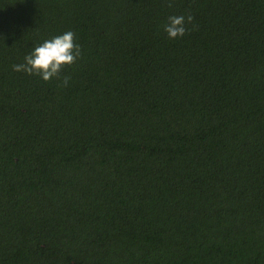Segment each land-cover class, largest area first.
<instances>
[{"label":"trees","instance_id":"obj_1","mask_svg":"<svg viewBox=\"0 0 264 264\" xmlns=\"http://www.w3.org/2000/svg\"><path fill=\"white\" fill-rule=\"evenodd\" d=\"M172 3L0 0V264H264V0Z\"/></svg>","mask_w":264,"mask_h":264},{"label":"clouds","instance_id":"obj_2","mask_svg":"<svg viewBox=\"0 0 264 264\" xmlns=\"http://www.w3.org/2000/svg\"><path fill=\"white\" fill-rule=\"evenodd\" d=\"M172 0H168V7H172ZM193 17L169 16L168 23L164 25V31L169 39L183 37L189 29L188 24H192ZM195 25H193V29ZM81 47L75 43V34L67 31L62 35L45 40L41 45L25 57V63L13 65L16 72H25L29 75L41 77L45 82L56 77L59 78L64 66H70L81 56ZM70 77L65 76L62 86L68 85Z\"/></svg>","mask_w":264,"mask_h":264}]
</instances>
